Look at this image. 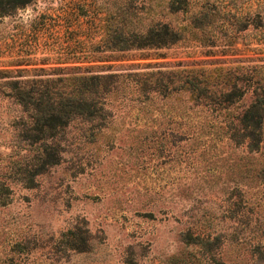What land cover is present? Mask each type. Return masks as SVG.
Segmentation results:
<instances>
[{"label":"rangeland","instance_id":"rangeland-1","mask_svg":"<svg viewBox=\"0 0 264 264\" xmlns=\"http://www.w3.org/2000/svg\"><path fill=\"white\" fill-rule=\"evenodd\" d=\"M100 1L34 0L0 15V183L7 186L0 194V264H10L8 246L20 235H36L46 246L17 264H264L246 250L256 241V217L264 220V184L239 182L240 172L223 161L246 150L243 145L229 153L225 137L232 119L209 105L202 115V157L197 150L195 159L180 162L170 135L182 113L174 110L177 101L171 106L156 99L157 108L146 112L132 108L134 102L120 99V93L112 101L114 118L95 128L91 145L72 148L37 177L35 187L22 186L19 169L35 152L19 136L26 117L10 96L14 81L57 72L136 71L147 64L229 67L264 56L252 49V34L224 36L221 30L233 24L217 21L197 31L199 38L189 35L144 52L150 55L113 54L101 40L103 21L95 14ZM87 52L91 58L81 59ZM249 100L244 96L238 109ZM242 190L250 204L260 200V210L240 208ZM71 231L84 240V251L66 249ZM56 243L65 253L51 248Z\"/></svg>","mask_w":264,"mask_h":264},{"label":"trees","instance_id":"trees-1","mask_svg":"<svg viewBox=\"0 0 264 264\" xmlns=\"http://www.w3.org/2000/svg\"><path fill=\"white\" fill-rule=\"evenodd\" d=\"M33 2L0 0V15L14 13ZM98 5L101 11L95 14L103 21L101 40L113 54L135 51L141 52V56L150 55L144 52L170 47L189 35L199 38L197 31L203 32L202 28L213 21L222 26L233 24L231 30H221L225 32L224 36L234 38L243 32L252 34L255 38L252 49L264 53V0H101ZM82 54L81 59L91 58L88 52ZM120 93L124 95L119 97ZM246 95L250 97L249 103L239 110L236 104ZM10 96L26 117L19 136L30 151L35 152L19 169L24 188L35 187L37 177L59 164L72 148L91 145L97 133L95 128L101 130L108 119L114 118L112 101L119 98L134 102L132 108L146 112H152L147 111L151 105L157 108L156 99L171 106L174 99L177 101L174 110L177 108L182 113L170 135L174 138L180 162L184 158L192 160L193 156L195 159L197 150L202 157L204 108L209 105L214 110H224L227 119H232L226 126L225 137V143L231 149L229 153L234 154L243 145L246 153L233 157L228 154L223 161L228 163L230 170L236 168L237 173L240 172L239 182L244 184L251 180L256 187L264 184V56L252 64L229 67L162 69L147 64L143 70L128 72H57L27 81H14ZM235 109L238 112L235 113ZM74 122L80 127H74ZM4 188L7 186L0 183V194ZM239 192L238 205L243 209L250 203L245 198L246 191ZM260 204L256 198L250 208L260 210ZM262 222L264 220L256 217L255 225L259 223V228L252 237L256 241L249 247L243 246L259 260H264ZM70 233L71 237L64 243L66 249L84 251L81 236L75 231ZM210 244L205 239L202 245L209 249ZM44 246L46 244L36 235H20L9 244L5 258H9L10 264H17L18 259L30 261L32 250ZM61 246L56 243L51 248L65 253Z\"/></svg>","mask_w":264,"mask_h":264}]
</instances>
